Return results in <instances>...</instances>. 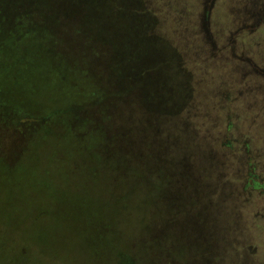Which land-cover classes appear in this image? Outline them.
<instances>
[{"label": "rangeland", "instance_id": "obj_1", "mask_svg": "<svg viewBox=\"0 0 264 264\" xmlns=\"http://www.w3.org/2000/svg\"><path fill=\"white\" fill-rule=\"evenodd\" d=\"M28 1L0 0V32L13 28L16 9L35 12ZM141 4L154 13L153 33L167 39L176 57L177 89L161 94L162 78L156 77L153 91L159 98L152 106L143 84L126 98L130 103L111 98L80 107L72 123L74 140L68 133L52 134L45 119L23 121L59 107L61 101L47 100L57 89L46 88L52 79L44 72L50 68L65 81L62 66L47 63L49 56L42 54L41 71L19 72L15 64L5 67L7 52H0V157L29 167L17 182L0 167V264H40L34 260L38 244L65 259L76 246L87 260L98 255L91 251H106L104 264H264V191L244 189L243 172L251 160L264 183V96L255 89L247 93L246 82L253 88L260 79L244 80L239 67L247 56L264 64V0ZM50 25L45 32L52 34ZM54 28V37L56 31L66 41L55 42L53 53L76 59L87 91L95 82L104 91L118 87L108 68L111 45L80 33L71 39ZM7 45L0 36V51ZM161 67L173 71L171 64ZM75 83L69 92L79 91ZM67 109L66 116L72 113ZM38 138L40 144L29 148ZM21 139L24 147L17 143ZM232 139L236 142L229 145ZM32 174L38 178L35 190L26 185ZM95 212L111 217L119 238L95 241L77 228L88 217L99 218Z\"/></svg>", "mask_w": 264, "mask_h": 264}, {"label": "trees", "instance_id": "obj_2", "mask_svg": "<svg viewBox=\"0 0 264 264\" xmlns=\"http://www.w3.org/2000/svg\"><path fill=\"white\" fill-rule=\"evenodd\" d=\"M28 2L35 6V12L29 15L28 13H18L19 9H16V21L14 20L15 24L12 25L13 28L0 32V36L6 37L8 41L7 49L0 51L3 53L7 52L5 59L9 63L6 64L5 67L9 68V64H15L19 72H29L33 71V69L41 71L39 66L41 61L44 62L42 54H46L49 56V58H46L47 63L53 64V62L56 61L62 66L61 70L66 75V80L58 81L55 76L56 73L52 70L48 71L50 68L46 69L44 72L46 75L45 77L52 79L47 80L50 86H46V88H50V90L57 89L55 97L50 92L47 100L61 101L57 102L59 103V107L43 116L33 114V116L26 117V120L23 121L34 123L45 119L52 134L61 137L68 133L66 137H72V140H74L75 136L71 135L72 123L76 117V109L80 107L89 106L93 108L101 102L111 98H117V100L121 99V103H130L131 99L127 100L126 98L130 97L133 90L143 86V84H145V101L149 102L152 106V102L159 98V94L156 96L153 91V83L156 82L154 81L156 77L162 78V80L159 81L161 83V85L159 84L161 87L159 92L161 94L162 91L168 92V88L171 89V91H176L177 88L173 83V80H176L177 74L176 69L174 70L176 66L174 63L176 62V57L168 47L167 39L153 33L155 22L154 13L148 8H142L141 0H29ZM19 11L24 12L26 9ZM30 19L31 21H28ZM42 23H44L45 26H42ZM52 23L55 27L59 26L64 33H69L71 39L74 33H80L89 36L90 39L96 41L95 43H102L106 46L111 45L114 56L108 68L113 73L118 87L104 91V89H100L95 82V85L92 83L93 87L91 90H88V92L85 86L87 79L83 78V76L86 75L80 71V66L75 64L76 59L71 58L70 55H66L65 57L62 53H53V49L51 48L53 44H55V42L60 43L65 39L60 38L59 34H56V31L54 37V26L52 34L51 32H45L51 28L52 25L50 24ZM28 41H30V43ZM46 45L50 47L47 48L45 47ZM10 56H13V58H10ZM21 56H23V62L19 60ZM165 63L173 66L171 74L166 72L168 77H164L166 73L161 67V65ZM7 72L8 71H5L4 74ZM31 75H35V72H31ZM89 80L95 81L94 78H90ZM163 81L168 82L166 83L167 88H164ZM55 82L57 85L56 87L53 86ZM73 82H76L75 86L80 87L78 92H69L73 90V87H71ZM82 87L86 88L85 92H83ZM47 94L48 92L42 93L44 97ZM71 98L74 99L73 101L75 102L66 105ZM66 107H68V111H72V113L68 112V114H70L68 116H66ZM68 120L70 122H68ZM14 137H17V135H14ZM39 138L30 143L29 148L31 146H38L40 144ZM133 138L134 137H132V139ZM25 142L26 140L22 141V139L19 140V142L17 141L21 147H24ZM134 142H136L135 139ZM12 144L13 142L8 145V148ZM79 145H81L80 142ZM39 153H41V149ZM9 164L10 163L6 162L3 157H0V167L3 165L7 170L9 169L7 171V176H10L13 182L20 180V173L23 172V170L29 172V167L26 165L18 164L13 166ZM34 180H38V178H35L34 174L27 176L26 185L28 184L27 186L32 188V190L38 187V183H35L36 181ZM15 196L19 197V194H15ZM48 196L50 197V194H48ZM105 206L109 207L107 204H105ZM96 213L100 214V216H98L99 218L94 219L93 217H88L86 218L85 224L76 223L77 228L81 227L85 229V232L88 233L86 234L95 241L98 239L104 241L107 237H111L110 239L114 240L119 238L120 231L116 230V224L109 222L111 217L105 220L101 212H95V214H93L95 218ZM56 229L53 234L57 237L60 232H56ZM74 229H76V227L71 226L70 232H74ZM38 246H40L38 249L39 255H35L36 259L34 260L37 262L39 259L40 264H47L41 259L53 261L54 264H98L97 257L100 258L99 262L104 264V261L107 260L104 254L106 251H104V253L91 251L92 254L98 255H96L97 257L92 256L87 260L85 254H82L80 247L76 246L70 250V253L65 259L59 258L61 255L46 252L48 251L47 244H38ZM9 252L11 251L9 250ZM10 258H12V256ZM22 258H24L21 259L22 261H27V256L23 255Z\"/></svg>", "mask_w": 264, "mask_h": 264}, {"label": "flooded vegetation", "instance_id": "obj_3", "mask_svg": "<svg viewBox=\"0 0 264 264\" xmlns=\"http://www.w3.org/2000/svg\"><path fill=\"white\" fill-rule=\"evenodd\" d=\"M246 9L247 6H246ZM250 9V7H249ZM242 61V65L239 64V67L244 71L243 73V79L247 80L249 79L252 75L258 77L260 79L259 83L257 85H255L253 88H251L248 84V82H246V91L247 93L250 92L252 89H255V90H252V91H255L257 94H260V95H263L264 96V64L263 66H260L258 63L254 62V60L250 57V56H247V57H243L241 59ZM234 142H236L234 139H232V141H229V145H232L234 144ZM248 147V146H247ZM248 151H249V147H248ZM250 164L251 163V160H248L247 161V166L245 165L244 163V166H243V172H244V177H245V180L247 181L245 186H244V189H260L261 191H264V183L262 182V178H260V175L255 171L256 169V166H252L250 167Z\"/></svg>", "mask_w": 264, "mask_h": 264}]
</instances>
